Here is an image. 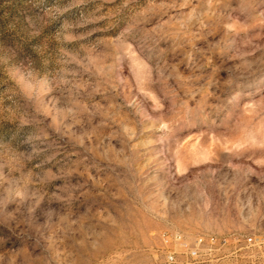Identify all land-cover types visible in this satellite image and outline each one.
I'll return each mask as SVG.
<instances>
[{
	"label": "clouds",
	"instance_id": "clouds-1",
	"mask_svg": "<svg viewBox=\"0 0 264 264\" xmlns=\"http://www.w3.org/2000/svg\"><path fill=\"white\" fill-rule=\"evenodd\" d=\"M0 264H264V0H0Z\"/></svg>",
	"mask_w": 264,
	"mask_h": 264
}]
</instances>
